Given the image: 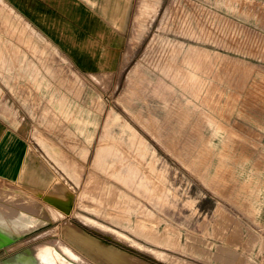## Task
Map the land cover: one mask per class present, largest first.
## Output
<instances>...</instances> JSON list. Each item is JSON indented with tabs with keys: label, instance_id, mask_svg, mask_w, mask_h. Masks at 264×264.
I'll use <instances>...</instances> for the list:
<instances>
[{
	"label": "rangeland",
	"instance_id": "rangeland-1",
	"mask_svg": "<svg viewBox=\"0 0 264 264\" xmlns=\"http://www.w3.org/2000/svg\"><path fill=\"white\" fill-rule=\"evenodd\" d=\"M79 1L97 20L80 60L34 24L17 99L63 139L64 174L50 164L42 191L0 181V264L25 248L264 264V0Z\"/></svg>",
	"mask_w": 264,
	"mask_h": 264
},
{
	"label": "crops",
	"instance_id": "crops-1",
	"mask_svg": "<svg viewBox=\"0 0 264 264\" xmlns=\"http://www.w3.org/2000/svg\"><path fill=\"white\" fill-rule=\"evenodd\" d=\"M89 3L85 8L79 0H0V181L42 191L49 186L50 164L64 174L66 146L58 145L63 139L35 133L32 109L17 94L25 93V102L32 97L34 24L44 39H73L75 59H81L80 45L96 44V11ZM61 87L52 93L76 91Z\"/></svg>",
	"mask_w": 264,
	"mask_h": 264
},
{
	"label": "bare ground",
	"instance_id": "bare-ground-1",
	"mask_svg": "<svg viewBox=\"0 0 264 264\" xmlns=\"http://www.w3.org/2000/svg\"><path fill=\"white\" fill-rule=\"evenodd\" d=\"M5 242H12V238L5 230H3L0 227V243H5ZM35 254L37 257L36 259L37 264H46L49 263L50 261L56 264H73L77 262V260H79V258L71 252L62 253L61 251H57L56 254H53L48 251H42V252L40 251L39 253L36 252ZM92 256L93 257L98 256L101 259V261L104 260L109 264H144L140 262L137 258L130 256L129 254H118V253L115 254L106 250L102 251L101 249L100 250L97 249L96 251H93ZM22 264H34V262L31 263L30 260L23 259Z\"/></svg>",
	"mask_w": 264,
	"mask_h": 264
},
{
	"label": "flooded vegetation",
	"instance_id": "flooded-vegetation-1",
	"mask_svg": "<svg viewBox=\"0 0 264 264\" xmlns=\"http://www.w3.org/2000/svg\"><path fill=\"white\" fill-rule=\"evenodd\" d=\"M56 244V243H55ZM43 246V245H42ZM55 251V248L53 249ZM79 258V257H78ZM25 259V260H30L31 263L34 262V264L36 263L37 264V257H36V254H35V251L34 252H31L30 250H28L27 248H25V250L21 253H18L15 258H14V261L12 262H6V264H22V260ZM73 264H84V262L79 258V260H77V262L73 263Z\"/></svg>",
	"mask_w": 264,
	"mask_h": 264
}]
</instances>
